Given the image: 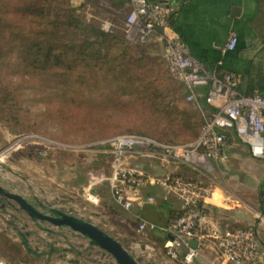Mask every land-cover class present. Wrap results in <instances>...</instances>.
I'll return each mask as SVG.
<instances>
[{"label":"built area","instance_id":"1","mask_svg":"<svg viewBox=\"0 0 264 264\" xmlns=\"http://www.w3.org/2000/svg\"><path fill=\"white\" fill-rule=\"evenodd\" d=\"M128 2L131 9L125 21V35L141 45H147L156 36L161 38L163 57L171 73L184 86L187 101L203 114L205 122L198 138L186 144H166L141 134L118 135L101 141L100 152L109 157L111 173L108 177L104 173L92 175L86 198L99 204L92 188L107 182L116 205L130 212L134 207L156 204L154 196L142 197L141 192L148 187H157L163 191V202L176 199L180 203L178 217L168 226H159L138 217V232L166 235L164 250L171 261L192 264L201 250L213 246L220 264H258L262 242L254 227L226 230L211 227L205 233L197 234L205 220L202 209H206L208 200L214 196L213 187L171 173L158 176L134 161L144 158L163 167L175 163L193 170L209 160L226 163L229 161L230 133L248 147L253 158L264 159V97L242 94L239 80L233 74L208 70L178 37L163 33L173 12L170 8L148 0ZM104 29L110 30L109 27ZM237 44V35L231 34L224 51H234ZM204 105L216 110L213 117L205 116ZM66 234L68 238L76 237ZM193 241L197 242L196 248L191 246ZM0 264L9 263L0 257Z\"/></svg>","mask_w":264,"mask_h":264},{"label":"rangeland","instance_id":"2","mask_svg":"<svg viewBox=\"0 0 264 264\" xmlns=\"http://www.w3.org/2000/svg\"><path fill=\"white\" fill-rule=\"evenodd\" d=\"M1 1H7L12 8L18 6L22 9L30 5L28 0ZM56 7L59 11L60 9L69 11L78 19L101 28L106 33L113 32L118 37H124L120 28L115 31L105 30L100 23L89 17L83 6L72 0L68 5L63 2ZM54 12H50L49 19L55 15ZM78 36L77 38V35H70L80 41V35ZM109 55L112 57L119 55V48L111 50ZM153 71L156 73L157 69ZM5 72L10 71L0 69V73ZM159 76L162 79L158 82L161 91L170 94L171 97L181 88L171 84L168 73H160ZM0 81V87L11 83L14 88L24 81H31L32 84L31 102L28 97L26 101L20 103L18 98L20 91L17 94L18 99L15 100L19 103L18 107L22 105L32 112V115L26 118V125H31V130L27 128L24 130L21 122L18 126L11 124L9 128L4 127L5 121L1 119L0 113V179L3 180V184L18 187L31 197L37 196L65 210H73L84 218L92 216L97 226L105 229L135 254H141L138 246L137 250L131 248L135 249L136 245L146 248L155 242L157 239L153 234L138 232L139 223L129 213L114 205L112 206L115 214L104 210V206L105 209L106 206H111L105 188L100 192L99 204L93 206L95 204L87 200L80 187H89L92 175L104 173L107 177L110 176L109 157L100 152L101 141L124 134L174 138L172 130H169L168 120L157 113L149 112L148 106L138 101L137 97L129 95L126 98L122 91L121 94L116 92L114 100L111 101L103 93L95 92L92 102L79 105L53 96L50 90H40L44 85L37 76L29 78V74L13 73L10 78L3 74ZM107 91L105 94L109 93ZM194 109L197 110L196 106ZM20 117L23 120V116ZM147 166L153 169L156 163L148 162ZM147 166L145 168H148ZM95 187H109V185L104 182ZM2 216L0 233H5L11 241L9 245L0 240V256L3 259L9 264H55L46 257L37 259L29 254L14 236L13 227L18 226L19 223L12 219L8 223L6 215ZM43 237L49 241L46 233H43ZM67 241L69 244L64 242L61 244L66 248H71L70 245H73L72 250L80 248L76 244L78 241L75 236H70ZM52 243L55 241L52 240ZM144 255L145 258L147 255ZM25 260L26 263H23ZM63 262L66 264L67 261L63 260Z\"/></svg>","mask_w":264,"mask_h":264},{"label":"crops","instance_id":"3","mask_svg":"<svg viewBox=\"0 0 264 264\" xmlns=\"http://www.w3.org/2000/svg\"><path fill=\"white\" fill-rule=\"evenodd\" d=\"M148 1L160 3L173 11L169 25L163 33L169 37H178L208 70L220 74H233L239 80V90L242 94L264 97V0ZM73 2L83 6L89 17L100 23L103 28L109 27L114 31L120 28L125 33V21L131 9L128 0H73ZM231 34L237 35L238 44L234 51L226 52L224 47ZM146 47L155 54L163 55L164 43L159 36L154 37ZM228 150V162L209 160L197 170H193L198 181L207 187H213L215 191L213 198L208 200L204 212L205 220L197 234L205 233L211 227L220 230L254 227L262 242L258 264H264V159L253 158L248 147L241 143L234 133L229 134ZM147 161L156 163V166L151 169L147 166ZM134 162L142 167L147 166L158 176L165 173L178 175L183 168L182 165L175 163L163 167L158 162L144 158L136 159ZM80 188L86 193L89 187ZM103 188L106 189L111 205L122 209L113 201L110 187H94L92 193L100 200ZM162 195L163 191L157 187L143 189L141 196H154L157 203L144 208L134 207L127 213L137 222L139 217L159 226H168L172 217L178 215L180 203L176 199L163 202ZM57 207L65 210L61 206ZM103 208L107 210L105 206ZM65 211L97 225L92 216L84 218L73 210ZM2 217L0 227L3 224ZM38 233L43 236L42 232ZM151 234L157 239L152 246L142 248L136 245L135 249H131L137 250L138 246L141 254L131 253L141 259L143 264H181L171 261L166 256L164 250L166 235L161 232ZM76 238L79 249L64 251L66 247L56 242L54 252H50V248L47 247L44 249L48 253L46 258L55 264H65L63 260L67 261L66 264L110 263L108 259L102 257L100 250L89 248L84 239L77 236ZM144 254L147 255L145 258ZM192 264L220 262L215 248L210 246L201 250Z\"/></svg>","mask_w":264,"mask_h":264},{"label":"trees","instance_id":"4","mask_svg":"<svg viewBox=\"0 0 264 264\" xmlns=\"http://www.w3.org/2000/svg\"><path fill=\"white\" fill-rule=\"evenodd\" d=\"M28 2L30 5L21 9L18 6L12 8L7 1L0 0V69L10 71L0 73V80L3 74L10 78L13 73L29 74V78L37 76L44 85L40 90H50L53 96L79 105L92 102L95 92L103 93L111 101L116 92L121 94L122 91L126 98L129 95L137 97L138 101L148 106L149 112L165 117L174 138L141 135L172 145L191 143L198 138L205 117L194 109L193 103L187 101L186 89L173 76L163 55L129 40L125 33L124 37H118L113 32L106 33L56 7L63 2L68 5L70 0ZM52 11L55 15L49 19ZM70 35H77V38L80 35L81 40L77 41ZM116 47L119 48V55L112 57L109 53ZM154 69H157L156 73ZM160 73H168L171 84L181 87L172 97L161 91L158 85L162 80ZM16 87L13 88L11 83L0 87L1 119L5 121L4 127L9 128L11 124L18 126L21 122L24 130H31L32 126L26 125V118L32 112L22 105L18 107L19 103L15 101L20 98L21 103L29 97L31 102V81H24ZM203 112L206 117H213L216 110L204 105ZM182 166L178 175L197 180L193 169ZM106 209L115 214L112 205L106 206ZM177 217L174 215L171 223ZM0 240L11 245L5 233H0Z\"/></svg>","mask_w":264,"mask_h":264},{"label":"water","instance_id":"5","mask_svg":"<svg viewBox=\"0 0 264 264\" xmlns=\"http://www.w3.org/2000/svg\"><path fill=\"white\" fill-rule=\"evenodd\" d=\"M2 215H6L8 223L10 219L19 223L13 227L16 237L24 249L37 259L48 255L41 247H48L50 252H54L52 240L69 244L66 233H71L87 241L89 248L100 250L102 257L110 260L109 264H143L141 259L99 226L37 196L31 197L18 187L5 186L0 179V217ZM38 231L46 233L49 241ZM191 246L196 248L197 242L193 241ZM70 247L64 251L72 250L73 245Z\"/></svg>","mask_w":264,"mask_h":264}]
</instances>
